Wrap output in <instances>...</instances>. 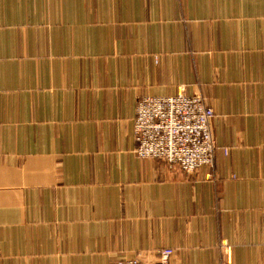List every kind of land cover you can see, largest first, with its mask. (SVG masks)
Returning a JSON list of instances; mask_svg holds the SVG:
<instances>
[{
  "label": "crops",
  "instance_id": "crops-1",
  "mask_svg": "<svg viewBox=\"0 0 264 264\" xmlns=\"http://www.w3.org/2000/svg\"><path fill=\"white\" fill-rule=\"evenodd\" d=\"M181 88L215 111L191 174L135 153L137 100ZM164 247L264 264V0H0V264Z\"/></svg>",
  "mask_w": 264,
  "mask_h": 264
},
{
  "label": "built area",
  "instance_id": "built-area-1",
  "mask_svg": "<svg viewBox=\"0 0 264 264\" xmlns=\"http://www.w3.org/2000/svg\"><path fill=\"white\" fill-rule=\"evenodd\" d=\"M215 111L201 94L184 88L170 96L147 95L137 100L134 118L135 153L140 159H157L191 174L213 166L217 146L213 136ZM228 154V148H223ZM224 264H237L230 258ZM174 249L164 247L158 259L134 258L113 264H171Z\"/></svg>",
  "mask_w": 264,
  "mask_h": 264
}]
</instances>
